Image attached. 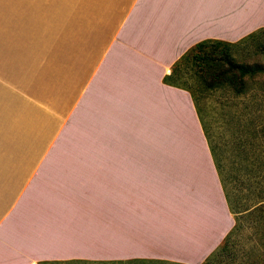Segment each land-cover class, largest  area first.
Instances as JSON below:
<instances>
[{"label": "crops", "instance_id": "crops-1", "mask_svg": "<svg viewBox=\"0 0 264 264\" xmlns=\"http://www.w3.org/2000/svg\"><path fill=\"white\" fill-rule=\"evenodd\" d=\"M226 1L0 0V264H200L220 244L232 213L169 77L195 44L235 43L253 0ZM185 133L195 156H168Z\"/></svg>", "mask_w": 264, "mask_h": 264}, {"label": "rangeland", "instance_id": "rangeland-1", "mask_svg": "<svg viewBox=\"0 0 264 264\" xmlns=\"http://www.w3.org/2000/svg\"><path fill=\"white\" fill-rule=\"evenodd\" d=\"M255 1L257 0L250 1V4L248 3V6L241 10L240 20L237 16L239 13L233 14L231 21L227 20L231 22L230 26L236 27L233 32H230L232 35L229 42H235L232 43L230 54L238 64L248 67L259 66L262 71L244 77V84L238 90L224 87L195 93L196 98L193 103L209 155L219 172L225 199L232 213L233 224L236 223V229L232 231L226 243V251L217 253L210 264H264L263 214L259 212L258 215L250 216L251 211L259 208L261 200L264 201V33L257 34L252 40L245 39L264 27V3H262L264 0H258L262 1L258 6ZM229 2L230 0L226 1L227 7ZM231 2L234 4L239 0H231ZM212 7L218 8L217 1ZM221 39L226 40V38ZM190 77V70L185 68L182 71V79L178 82L186 81L185 83L189 85ZM181 142L183 144L180 147L168 149V156H195V150H193L195 139L191 134L185 133ZM125 149L127 148L115 149L113 154H110L108 150V154L105 151L104 155H134V153L128 154V150ZM79 152L80 149H76L73 155H79ZM152 152L151 155L156 154L155 150ZM169 190L171 191L170 201L174 205L178 204V198L172 193L174 188ZM169 218L170 214L167 220L163 217V221L170 223L172 218L170 220ZM256 219L259 220L257 224H255ZM253 233L255 235H252ZM170 235L169 243L174 240L173 235L172 237ZM105 253L113 255L112 250L110 252L104 248L102 255ZM42 264L184 263L150 259Z\"/></svg>", "mask_w": 264, "mask_h": 264}, {"label": "trees", "instance_id": "trees-1", "mask_svg": "<svg viewBox=\"0 0 264 264\" xmlns=\"http://www.w3.org/2000/svg\"><path fill=\"white\" fill-rule=\"evenodd\" d=\"M259 33H264V28L249 35L245 39L252 40ZM233 44L220 41H203L195 44L191 49L183 54V56L173 65L171 70L172 83L174 87L183 89L189 93L193 103H195V93L206 92L216 88H230L238 90L244 84V77L253 75L262 71L259 66H245L235 62L230 54ZM188 68L190 70V84L186 81L178 82L181 78L182 71ZM168 79V78H167ZM186 82V83H185ZM257 210L250 212L253 214L262 213L264 220V201L261 200ZM260 210V211H259ZM258 211V212H257ZM254 216V215H253ZM253 218V217H251ZM255 221V220H253ZM262 222V221H260ZM259 220L256 219V223ZM235 222L230 231L222 239L220 244L214 249L201 264H210L213 257L221 251H226V243L231 236L232 231L236 229ZM252 235H255L253 233ZM250 264V263H248Z\"/></svg>", "mask_w": 264, "mask_h": 264}]
</instances>
